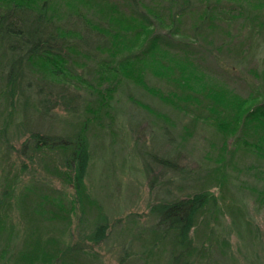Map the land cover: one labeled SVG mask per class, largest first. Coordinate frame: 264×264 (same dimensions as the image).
Wrapping results in <instances>:
<instances>
[{
  "label": "rangeland",
  "instance_id": "374dc122",
  "mask_svg": "<svg viewBox=\"0 0 264 264\" xmlns=\"http://www.w3.org/2000/svg\"><path fill=\"white\" fill-rule=\"evenodd\" d=\"M190 2L161 25L149 10L164 16L166 0H0L2 17H40L53 45L8 83L18 65L0 31V264H264V156L242 120L264 101V14L220 0L212 22ZM34 132L80 135V188L71 152L36 150ZM198 193L179 244L157 208Z\"/></svg>",
  "mask_w": 264,
  "mask_h": 264
},
{
  "label": "trees",
  "instance_id": "16d2710c",
  "mask_svg": "<svg viewBox=\"0 0 264 264\" xmlns=\"http://www.w3.org/2000/svg\"><path fill=\"white\" fill-rule=\"evenodd\" d=\"M170 3H168V7L166 8L167 13L162 16V12L158 10V12H152V10H149V13L153 15L157 22L163 25L164 18L170 19L172 23L178 21L180 16H182L183 11L187 10L188 6L191 5L190 0H166ZM199 3L203 4V11H202V19L208 18L210 21H214L217 17V5L220 3V0H197ZM246 2L250 7H254V23L261 25V20H259V17L261 14H264V0H243ZM177 8L176 12H172L171 7ZM215 6V7H213ZM18 8L19 13L21 12L20 7ZM239 14V12H238ZM3 14L0 13V31L2 33L3 40L8 43H6L7 50L12 54L16 56V64L18 65V72L16 74L14 73H8L7 79L8 83H12V81L22 78V64L23 62L26 63H32V56L39 60L44 55H47L51 49H52V43L49 35H46L48 31L46 30V27H42L39 23L40 17L33 19V20H26L25 18L20 20V17H17L13 20V17L15 15H6L3 16ZM19 15V14H18ZM41 18H45V14L41 13ZM209 21V22H210ZM42 24L43 21L41 20ZM44 25V24H43ZM259 25V26H260ZM28 27V29H27ZM255 28V26H254ZM144 37V36H143ZM145 39V38H144ZM156 42V38L154 40ZM137 38H136V47H137ZM143 45V42H142ZM156 45L163 47V43L160 41L156 42ZM154 46V45H153ZM153 46L149 47L150 51L152 50ZM148 51V52H150ZM138 54L133 55L134 59L137 61L139 58L144 56V52L138 51ZM180 59H184V61L187 64H190V59L186 55L183 57L180 55ZM62 60V59H61ZM48 61V60H46ZM6 62V60H5ZM183 63L182 65H185L186 63ZM31 70V69H30ZM117 70V69H116ZM115 70V72H116ZM118 71V70H117ZM32 72H35L32 69ZM35 74V73H34ZM138 79L141 80V78L138 77ZM139 80V81H140ZM19 87V86H18ZM225 90V89H224ZM227 98V96H225ZM222 103L219 105L220 107L216 111L218 113L217 115L221 117V120H219L220 124H226V119L223 120L225 114L222 110H225L226 108H229L223 104L224 97H222ZM260 99L258 96L254 97V101ZM253 99H249V101H252ZM218 101V98L216 99ZM43 105H45L44 101L42 100ZM104 101L102 100L99 103V106L101 107ZM237 104L243 103L241 99H237L235 102ZM233 102V104H235ZM47 104V102H46ZM232 104L233 109L234 105ZM236 106V105H235ZM237 110V109H236ZM248 114L245 115L244 118H242L244 123H251L254 124V133L257 134L255 136V139L253 142L248 143L249 147L252 148V151H254V154L257 156H264V148L262 146V138L264 136V101L257 103L256 105H252L248 110ZM221 112V113H220ZM231 128L234 126L233 122L236 120L235 112L232 110V115H230ZM86 124H82V128H84ZM32 138L35 139V146L36 150L41 149L39 146H60L63 148H66L65 150H68L71 152V156L69 159L66 160L65 166L67 167L66 170H70L72 172V176H70V180L74 184V186L78 189L80 188L84 175L86 173L88 161H89V152L87 150V147L85 145V142L82 140L80 135H78V139L75 138L74 141H67L63 139H50L49 137L41 136L40 133L34 132L32 133ZM207 196L203 193H198L193 195L190 198L185 199H179L175 200L169 203H164L161 205V207L157 211L154 209L153 211H156V214L158 215V222L161 226L164 227V231L172 230L175 231L177 235H175L178 239L179 244H182L183 242L187 241L189 231L192 229V220L194 215L197 213L199 209H201L204 204H206V198ZM168 228V229H167ZM100 238V237H99ZM102 238V236H101ZM50 259L49 262L52 260L53 264H55L54 258H48ZM30 264H36V263H30ZM50 264V263H49Z\"/></svg>",
  "mask_w": 264,
  "mask_h": 264
}]
</instances>
